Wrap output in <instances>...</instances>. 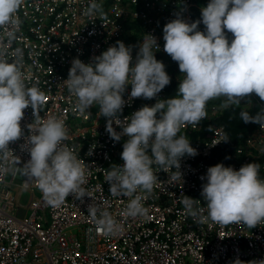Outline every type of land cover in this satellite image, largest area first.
Listing matches in <instances>:
<instances>
[{
	"label": "built area",
	"instance_id": "built-area-1",
	"mask_svg": "<svg viewBox=\"0 0 264 264\" xmlns=\"http://www.w3.org/2000/svg\"><path fill=\"white\" fill-rule=\"evenodd\" d=\"M102 5L104 15L90 14V5ZM209 0H23L17 13L21 24L14 38L8 29L0 28V53L10 62L20 59L25 83L44 92L35 113L47 119L62 118L68 129L64 142L74 147L89 171L82 185L85 196L69 194L59 204L51 203L39 189L38 182L18 173L30 157L22 149L28 125L33 120L31 107L24 110L20 122L24 137L10 142L7 154H0V264H233L239 258L244 264L264 259V223L249 228L243 223L220 225L207 218V206L201 197V177L209 167L218 164L213 151L224 143L223 129L214 128L205 140L190 142L194 157L184 156L179 171L153 165L157 183L151 193L138 191L147 209L144 216L125 215L129 197L113 196L106 182L111 165H123L122 145L127 137L114 142L106 132V119L93 104L87 114L74 108L76 97L63 83L71 61L79 58L85 64L99 56L117 41L125 44L123 23H136L145 34L156 37L163 51L161 35L164 25L182 11L189 22ZM200 31H204L198 28ZM232 38V34H230ZM17 49L20 53H17ZM136 52H132L133 61ZM131 86L124 94L126 104L120 119L129 117L142 106L156 101L129 99ZM163 99V90L158 94ZM216 107H206V117ZM117 132L121 129L113 125ZM198 130L197 125L181 126L178 135ZM238 160L224 164L235 170L247 163L260 164L264 178V125L237 147ZM263 174V175H262ZM27 195V196H26ZM187 196L199 200L196 216L182 204ZM26 201V203H22ZM92 205L109 212L119 225L110 234L102 231L91 215ZM99 215V213H98Z\"/></svg>",
	"mask_w": 264,
	"mask_h": 264
},
{
	"label": "clouds",
	"instance_id": "clouds-1",
	"mask_svg": "<svg viewBox=\"0 0 264 264\" xmlns=\"http://www.w3.org/2000/svg\"><path fill=\"white\" fill-rule=\"evenodd\" d=\"M22 3L23 0H0V28L8 29L9 39L14 38L21 24L17 13ZM182 11L175 13V19L162 29L165 53H156L159 45L154 35L145 34L136 23L122 21L125 44L117 41L87 64L74 58L63 82L76 97L73 106L77 112L87 114L96 104L100 116L107 121L109 137L114 142L127 137L120 154L123 165H111L106 171L110 194L130 198L124 213L127 216L147 214L142 197L136 193H151L159 183L153 165L177 170V178L182 181L180 160L186 155L194 157L197 151L186 134L178 133L181 126L197 125L206 117L209 100L224 97V107H239L252 97L264 103V0H209L197 12L201 19L195 22L191 17L188 22ZM89 13L103 16L102 5L93 2ZM201 23L204 28L199 26ZM228 33L232 34L230 40ZM136 51L133 61L132 52ZM155 56L162 57V61ZM171 60L183 79L174 97L159 99L158 94L163 90L164 96L171 78H178L169 70ZM129 85V99L156 102L121 120L126 104L123 97ZM44 95L36 86H27L19 58L10 62L0 53V154L11 152L10 142L24 137L20 122L24 110L31 107L34 120L27 126L29 134L21 146L30 159L21 172L38 182L51 203L59 204L69 194L85 196L82 185L89 169L75 148L64 143L68 139L65 121L55 115L47 119L36 115L34 110ZM239 118L245 124L264 125V110L255 115L241 110ZM113 125L121 131L117 132ZM228 140L225 135L223 142ZM259 170L260 164L255 162L239 170L223 163L209 167L201 177L206 181L201 186V197L207 206V218L222 226L243 223L251 229L264 223V178ZM198 201L184 196L181 202L187 212L196 216L202 211L194 208ZM88 211L105 234L119 230L109 212L92 205ZM233 264L244 262L237 258ZM248 264H264V259Z\"/></svg>",
	"mask_w": 264,
	"mask_h": 264
},
{
	"label": "trees",
	"instance_id": "trees-1",
	"mask_svg": "<svg viewBox=\"0 0 264 264\" xmlns=\"http://www.w3.org/2000/svg\"><path fill=\"white\" fill-rule=\"evenodd\" d=\"M201 19V13H193L191 22H195ZM200 27L204 28L201 23ZM231 33H228V37ZM133 39V37H132ZM230 40V37H229ZM158 61H162V57L155 56ZM171 66L169 70L174 72L178 78H171V82L164 88L163 99L172 98L177 94L178 85L183 74L179 72V69L174 61L171 60ZM225 98H215L207 102L206 107L214 105L216 112L208 117L202 119L198 124V130L193 132H185L190 142L195 140H205L212 132L214 128H222L225 135L228 136L229 140L224 142L221 147L216 148L213 151V155L217 158L218 163L228 164L239 158L235 156V150L237 147L243 146L245 141L255 132L258 124L248 123L245 124L239 118L241 110L249 111L250 114L255 115L257 112L264 110V103L260 102L258 98L252 97L250 101L243 102L239 107L232 105L224 107ZM264 163V157L260 159Z\"/></svg>",
	"mask_w": 264,
	"mask_h": 264
},
{
	"label": "rangeland",
	"instance_id": "rangeland-1",
	"mask_svg": "<svg viewBox=\"0 0 264 264\" xmlns=\"http://www.w3.org/2000/svg\"><path fill=\"white\" fill-rule=\"evenodd\" d=\"M24 176H25V175L22 174L21 169H20V171H19V173H18V176H17V180H16V182H17V183H20V182L23 180ZM26 196H27V195H26ZM22 203H26V201H23Z\"/></svg>",
	"mask_w": 264,
	"mask_h": 264
}]
</instances>
